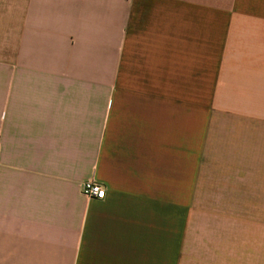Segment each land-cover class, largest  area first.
<instances>
[{"label":"crops","instance_id":"1","mask_svg":"<svg viewBox=\"0 0 264 264\" xmlns=\"http://www.w3.org/2000/svg\"><path fill=\"white\" fill-rule=\"evenodd\" d=\"M259 111L264 0H0V264H264Z\"/></svg>","mask_w":264,"mask_h":264},{"label":"built area","instance_id":"2","mask_svg":"<svg viewBox=\"0 0 264 264\" xmlns=\"http://www.w3.org/2000/svg\"><path fill=\"white\" fill-rule=\"evenodd\" d=\"M83 193L90 198L104 199L106 188L95 180H86L82 185Z\"/></svg>","mask_w":264,"mask_h":264},{"label":"rangeland","instance_id":"3","mask_svg":"<svg viewBox=\"0 0 264 264\" xmlns=\"http://www.w3.org/2000/svg\"><path fill=\"white\" fill-rule=\"evenodd\" d=\"M256 118L258 119V125L257 126L253 125L251 132H258L259 134H264V115H262V113L259 111V115L256 116ZM237 129H238V131H236V132H242V133L250 132V127H247V126H242V127L240 126ZM227 130H228V127L224 126V127H222L221 132H227ZM198 132H199V129H198V127H196V133H198ZM212 132H214V133L220 132V126L214 125L212 127Z\"/></svg>","mask_w":264,"mask_h":264}]
</instances>
